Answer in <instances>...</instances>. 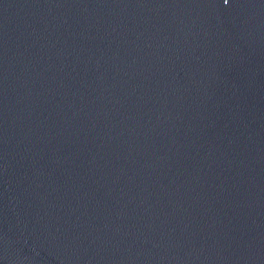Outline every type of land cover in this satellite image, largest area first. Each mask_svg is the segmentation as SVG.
<instances>
[{"label":"water","instance_id":"95a60500","mask_svg":"<svg viewBox=\"0 0 264 264\" xmlns=\"http://www.w3.org/2000/svg\"><path fill=\"white\" fill-rule=\"evenodd\" d=\"M0 264H264V0H0Z\"/></svg>","mask_w":264,"mask_h":264}]
</instances>
